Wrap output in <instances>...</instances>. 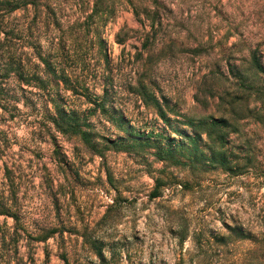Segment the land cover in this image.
<instances>
[{"label":"rangeland","instance_id":"rangeland-1","mask_svg":"<svg viewBox=\"0 0 264 264\" xmlns=\"http://www.w3.org/2000/svg\"><path fill=\"white\" fill-rule=\"evenodd\" d=\"M57 1L99 30L105 45L77 74L111 96L88 112L96 148L57 132L53 144L22 102L0 107V211L17 217L0 212V264H264V108L225 76L228 65L251 69L250 51L264 63V0ZM6 81L9 100L15 76ZM235 94L229 167L160 156L179 136L154 98L173 127L227 113ZM60 95L77 111L92 106ZM133 129L152 134L139 142Z\"/></svg>","mask_w":264,"mask_h":264},{"label":"trees","instance_id":"trees-1","mask_svg":"<svg viewBox=\"0 0 264 264\" xmlns=\"http://www.w3.org/2000/svg\"><path fill=\"white\" fill-rule=\"evenodd\" d=\"M94 15L95 9L84 19H93ZM79 20V17L72 21L64 17L57 0H0V107L3 111L8 106L19 110L18 105L22 102L23 106L36 110L37 125H34V129H45L53 144H56L54 132H57L76 137L96 148L99 135L88 121V112L105 111L111 95L105 85L101 95L91 93L77 71L81 64L93 62L96 58L94 50L102 49L105 42L96 27L79 23ZM81 50L85 52L84 55L80 53ZM250 55L251 69L228 65L225 76L244 88L255 90L256 102L259 103L257 109H263L264 63L254 51H250ZM103 56L106 58V53ZM11 75L15 76V91L14 96L7 100L2 92L8 85L6 77ZM140 87L144 88L143 85ZM61 89L74 97H83L92 106L87 112L77 111L60 95ZM21 92H28L33 97H20ZM243 98L235 94L227 105V113L189 118L186 123L178 122L173 127L161 111L159 101L154 98L153 106L157 105L159 116L169 124L171 132L179 136V139L165 137L167 144L159 147L160 156L174 155L178 151L180 156L186 155L192 163L229 167L230 149L226 144L230 134L236 130L239 118L232 116L236 112L237 102ZM195 99L199 100L197 94ZM151 134L134 129L130 133L133 140L139 142ZM153 196H156V192ZM0 212L15 220L17 218L4 206ZM64 264H70L66 258Z\"/></svg>","mask_w":264,"mask_h":264}]
</instances>
